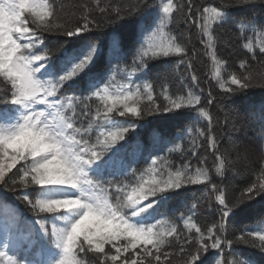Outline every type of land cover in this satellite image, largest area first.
I'll list each match as a JSON object with an SVG mask.
<instances>
[{
  "label": "snow or ice",
  "instance_id": "1",
  "mask_svg": "<svg viewBox=\"0 0 264 264\" xmlns=\"http://www.w3.org/2000/svg\"><path fill=\"white\" fill-rule=\"evenodd\" d=\"M251 2L228 0L221 7H204L194 21L212 61L213 78L226 93L256 84L264 87V76L257 79L250 73L222 79L213 38V26L227 20L222 9ZM95 5L101 19L85 5V13L73 26L62 18L56 0H0V186L13 192L32 214L30 220H22L13 208L4 205L0 209V264H88L89 254L92 264H206L203 254L210 250L216 257L212 264H257L252 256L227 257L243 256L235 250L241 245L264 251V227L234 229L233 238L227 231L234 209L264 194V175L231 205L224 195L217 196L219 220L206 229L193 222L192 215L180 218V229L161 213L187 186L210 185L212 192L220 190L202 167L158 163L162 157L149 155L147 168L138 175L132 171L135 183L104 179L129 175L132 166L125 159L127 149L116 145L139 126L136 121L194 109L201 99L192 91L170 95L167 85L157 94L152 83L132 79L136 72L147 75L153 59L187 56L185 47L166 32L178 8L173 0L162 4L154 28L142 21L138 25L133 73L128 83L119 86L112 83L114 75L104 82L103 75L90 70L98 50L82 34L119 24L152 5L147 0H135L123 9L101 7V0H95ZM240 31H245L244 25ZM46 33L69 39L50 48L45 45ZM253 34L264 53V31L257 34L253 27ZM244 47L251 52L253 43ZM109 54L116 59L122 56L118 36L111 38ZM245 67L241 61L240 68ZM191 79L198 78L193 74ZM81 80L88 95L62 94L65 85L79 87ZM161 99L163 103L158 102ZM198 112L211 121L204 108ZM164 143L162 137L153 139L154 147ZM135 147L139 151L138 142ZM224 163L221 159L217 173Z\"/></svg>",
  "mask_w": 264,
  "mask_h": 264
},
{
  "label": "trees",
  "instance_id": "2",
  "mask_svg": "<svg viewBox=\"0 0 264 264\" xmlns=\"http://www.w3.org/2000/svg\"><path fill=\"white\" fill-rule=\"evenodd\" d=\"M134 2L135 0H101V7L118 5L123 9L124 5H132ZM147 2L152 5L147 11H141L119 24H106L91 33L82 34L97 46V56L90 70L103 75L104 82H108L114 75L115 79L112 80L114 85L128 83L129 73H133V53L138 47V25L142 21L144 25H151L154 28L159 22L156 19L159 9L166 0H147ZM173 2L178 8L172 13V22L166 32L170 37L175 36L185 47L187 56L153 59L149 61L147 75L136 72L132 79L136 83L143 81L152 83L157 94L164 85H167L169 94L173 96L186 95L188 91H192L200 97L201 104L194 109L185 108L174 113L154 114L136 121L139 126L116 145L127 149L125 159L132 166L129 175L106 176L104 179L113 183H135L131 173L134 170L138 175L147 168L150 159L146 157L149 155L151 158L162 157L158 163L167 161L173 166H180L187 162L193 169L202 167L208 171L210 181L216 183L220 190L212 192L210 185L187 186L181 190V197L162 208L161 213L164 219L174 222L180 229H183V221L180 218L189 215H192L193 222L206 229L219 220L217 196L224 195L231 205L246 187L261 182L264 175V161L259 158L237 159L241 149L248 145L254 146L257 153L259 152L260 140L264 137V87L256 84L249 89L226 93L213 78L212 61L205 54L204 45L200 42L203 37L194 21L198 18V12L204 7H221L228 0H173ZM56 3L62 18L71 22L73 26L85 13V5L93 11L96 19H101L95 0H56ZM222 10L226 11V22L213 26L215 51L217 58L222 62V79L227 80L230 74L241 76L249 73L259 79L260 76H264V53L259 51L253 27L257 34L264 31V2L253 0L251 3L233 5ZM240 25L245 26L244 32L240 31ZM44 35L45 45L50 48L63 44L69 39L47 33ZM114 35L119 37L123 53L119 59L109 54L110 40ZM140 39H143V36ZM249 41L253 43L251 52L244 47ZM64 47H72V45L64 44ZM181 59H184L185 63L180 64ZM189 61H191V69L188 68ZM241 61L245 62L244 69L240 68ZM193 74L198 78L195 82L191 79ZM232 87L236 86L232 85ZM61 92L64 95H88L82 80L79 87L65 85ZM158 102L163 103L162 99ZM95 103L93 100L92 114ZM200 108H204L209 113L211 121L199 115ZM82 123L86 127L88 120H82ZM156 136L164 138L165 143L154 147L153 139ZM137 142L140 146L139 151L135 147ZM177 145H179L178 149ZM169 148L177 150L169 152ZM221 159L225 163L217 173L216 168ZM193 204L195 208L192 207ZM4 205L13 208L22 220H30L32 217L13 192L0 186V209ZM234 211L235 216L229 217L227 231L229 238H233L234 229L264 227V194L256 196L253 201H247ZM235 234L238 235L239 232L236 231ZM235 250L244 255L228 256V259L239 260L252 256L257 264H264V251L243 245L235 247ZM91 256L92 254H89L88 264H92ZM203 258L206 264H212L216 258L214 250L204 253ZM224 258L223 255L218 257L221 261ZM176 259L178 260L179 257Z\"/></svg>",
  "mask_w": 264,
  "mask_h": 264
},
{
  "label": "clouds",
  "instance_id": "3",
  "mask_svg": "<svg viewBox=\"0 0 264 264\" xmlns=\"http://www.w3.org/2000/svg\"><path fill=\"white\" fill-rule=\"evenodd\" d=\"M249 158H259L264 161V137H261L258 153L254 146L248 145L241 149L237 156V159L242 160H248Z\"/></svg>",
  "mask_w": 264,
  "mask_h": 264
}]
</instances>
